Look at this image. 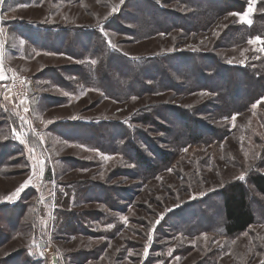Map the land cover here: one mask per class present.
Here are the masks:
<instances>
[{"label":"rangeland","instance_id":"1","mask_svg":"<svg viewBox=\"0 0 264 264\" xmlns=\"http://www.w3.org/2000/svg\"><path fill=\"white\" fill-rule=\"evenodd\" d=\"M242 3L0 0V264H264L250 184L254 225L222 232L223 189L264 175Z\"/></svg>","mask_w":264,"mask_h":264},{"label":"trees","instance_id":"2","mask_svg":"<svg viewBox=\"0 0 264 264\" xmlns=\"http://www.w3.org/2000/svg\"><path fill=\"white\" fill-rule=\"evenodd\" d=\"M241 6L242 7L239 8L240 12H244L245 5L242 3ZM199 8L206 9V7H204V5L200 7L195 6V12L200 13V16L198 18H203L205 20L212 18L211 11L214 9H208V14H201ZM233 8L234 6H229V11L237 12L238 8L237 10H233ZM254 28H256V30ZM232 35L234 36V38L242 37L243 40L264 37V20H262L261 16H258L254 19L250 27L246 25L238 27L237 32H233ZM114 61L116 65L121 64L120 59L117 57L114 58ZM226 66L229 69H234L237 67V74L247 77L253 83H251V86L253 85V87L256 88V90L253 91V96H256L255 98H257V100L258 98L264 96V52L253 69L249 68L247 65L238 67L226 64ZM132 67V72H135L138 69V67L135 65H133ZM142 70V72H148V69L146 67ZM256 70H258V72ZM247 184H250L257 193L264 196V175L261 174L251 175L246 180V182H230L227 185V188L223 189L224 191L221 193L220 197L222 200V219L224 222L222 232H224V235L227 237H233L242 234L246 232L248 228L254 225L255 217L252 211L251 204L249 202L250 199L246 188Z\"/></svg>","mask_w":264,"mask_h":264},{"label":"snow or ice","instance_id":"3","mask_svg":"<svg viewBox=\"0 0 264 264\" xmlns=\"http://www.w3.org/2000/svg\"><path fill=\"white\" fill-rule=\"evenodd\" d=\"M122 2H123V0H122ZM254 3H255V0H249V7L247 8V10L243 14H236V15H240V19H241L242 22H247L246 18L253 11V8H252L251 5L254 4ZM257 40H259V38H257ZM250 43H252V41H250ZM261 50L264 51V49H261ZM2 78L3 77H0V79H2ZM133 99H135V97ZM253 107H256V105H253ZM25 111H27V109H25ZM233 119H235V116H233ZM240 179H244V177L241 176ZM22 189H23V186H21V188H18L16 190V192L18 193V192L22 191Z\"/></svg>","mask_w":264,"mask_h":264},{"label":"built area","instance_id":"4","mask_svg":"<svg viewBox=\"0 0 264 264\" xmlns=\"http://www.w3.org/2000/svg\"><path fill=\"white\" fill-rule=\"evenodd\" d=\"M20 80H14L11 81L9 84V88L11 90V93L13 94V96H19L20 92H21V87L22 85L20 84Z\"/></svg>","mask_w":264,"mask_h":264},{"label":"crops","instance_id":"5","mask_svg":"<svg viewBox=\"0 0 264 264\" xmlns=\"http://www.w3.org/2000/svg\"><path fill=\"white\" fill-rule=\"evenodd\" d=\"M1 58L3 59L2 54L0 53V65H1V63H2ZM1 66H2V65H1Z\"/></svg>","mask_w":264,"mask_h":264}]
</instances>
